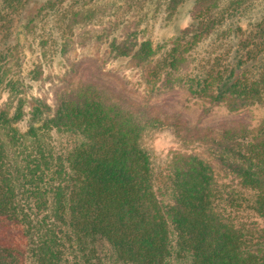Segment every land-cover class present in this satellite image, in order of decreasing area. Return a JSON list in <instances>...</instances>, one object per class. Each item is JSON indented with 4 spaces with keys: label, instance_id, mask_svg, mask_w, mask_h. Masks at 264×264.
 Segmentation results:
<instances>
[{
    "label": "trees",
    "instance_id": "obj_1",
    "mask_svg": "<svg viewBox=\"0 0 264 264\" xmlns=\"http://www.w3.org/2000/svg\"><path fill=\"white\" fill-rule=\"evenodd\" d=\"M32 1L0 0V93L14 85L4 67L40 13L65 49L85 3L45 0L36 10ZM151 4L164 20L191 9L160 53L148 39L133 45L146 93L184 88L230 113L264 109V0ZM12 101L0 109V264H264V121L197 129L178 120L184 143L209 157L176 154L156 174L140 140L165 123L146 106L92 81L60 93L47 119L33 100ZM23 120L22 135L12 127ZM67 133L72 141L59 147Z\"/></svg>",
    "mask_w": 264,
    "mask_h": 264
},
{
    "label": "rangeland",
    "instance_id": "obj_2",
    "mask_svg": "<svg viewBox=\"0 0 264 264\" xmlns=\"http://www.w3.org/2000/svg\"><path fill=\"white\" fill-rule=\"evenodd\" d=\"M44 1H32L31 5L35 4L34 9L37 10ZM70 1L74 0H63V3L69 6ZM84 1L81 12L75 17L76 22L68 26L64 33V37L69 39L66 50L60 49L61 43L53 44L51 39L58 37V32H55L53 20L48 22L44 11L40 13L39 19L41 15L43 17L36 22L32 35H20L17 53L4 67L6 78L13 79L14 85L7 86L0 93V109H4L10 100L22 97L42 107V119H47L44 112L55 109L60 93L79 82L92 81L109 89L117 99L134 101L137 107L146 106L157 121H164V125L145 130L140 140L156 174L167 171L170 160L176 154H195L205 159L209 157L199 145L184 143L181 137L185 135L184 132H175L172 127L178 120L186 128L197 129L228 125L233 121L256 129L264 121L262 107L253 106L230 113L208 98H194L184 88L152 96L143 89L142 68L139 66L142 62L134 58L133 45L148 39L156 54L160 53L162 46L171 40L177 30L187 26L191 4L183 6L171 18L164 20L154 15L151 0H136L137 3L134 0ZM121 33V39L115 38ZM54 50L59 55L62 53V57H54ZM124 50L128 52L127 58L114 55ZM202 52V48L198 49L193 57ZM10 106L13 107L10 113H14L15 103L12 101ZM24 111L27 113V106ZM23 121L18 127H12L22 135L29 125ZM56 137L59 147L72 141L69 133Z\"/></svg>",
    "mask_w": 264,
    "mask_h": 264
}]
</instances>
